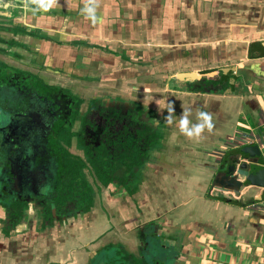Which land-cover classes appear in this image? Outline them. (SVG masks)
Returning a JSON list of instances; mask_svg holds the SVG:
<instances>
[{
  "label": "crops",
  "instance_id": "crops-1",
  "mask_svg": "<svg viewBox=\"0 0 264 264\" xmlns=\"http://www.w3.org/2000/svg\"><path fill=\"white\" fill-rule=\"evenodd\" d=\"M205 1L156 0L147 6L150 22L141 21L132 12L131 16L123 15L122 21L133 18L134 23L122 22L115 32L102 24L110 14L117 15L108 1L99 5L95 22L90 21L93 25L86 28L76 27L78 21L68 27L35 24L53 42L60 41L55 35L77 40L85 37L89 48L118 55L123 62L119 73L129 75L135 68L127 64L144 59L152 81L136 93L152 126L163 128L168 149L148 163L151 179L148 187L140 184L133 195L136 211H129L125 201L118 204L117 197H111L108 203L115 207L112 215L106 213L107 218L85 222V229L74 224L61 231L59 238L35 245L28 234H0V264H92L96 252L112 242L123 244L139 258L140 250L135 253L129 246V234L149 223L160 229H156L157 235L164 236L157 253L168 250L169 258L160 257L165 264H264V197L241 202L212 187L218 167H228L230 157L241 148L259 145L264 157V0ZM67 28L74 31L68 33ZM128 30L132 39L125 42L122 38ZM119 39L122 48L129 46L131 57L127 51L111 50ZM48 44L56 47L50 41ZM191 72L201 77L211 74L207 78L212 80L220 78L209 88L198 87V80L175 78L178 73ZM169 101L175 108L171 125L158 115H167ZM184 108L191 109V124L198 122L199 112L210 113L212 132L205 131L198 142L180 134L178 124ZM259 164L264 166V159ZM121 190L120 196L127 199ZM254 190L264 195L263 189ZM101 239L102 244L97 245ZM161 260L156 263L161 264Z\"/></svg>",
  "mask_w": 264,
  "mask_h": 264
},
{
  "label": "flooded vegetation",
  "instance_id": "flooded-vegetation-1",
  "mask_svg": "<svg viewBox=\"0 0 264 264\" xmlns=\"http://www.w3.org/2000/svg\"><path fill=\"white\" fill-rule=\"evenodd\" d=\"M74 1L58 0L52 12L45 14L38 11L34 14L24 10L23 0H0V159L3 161V165H0V234L6 237L23 232L45 233L57 230L62 224L67 229L77 224V220L83 216L89 215L98 191L95 192L85 171L92 174L97 190H115L113 198L117 197L116 203H128L130 199L131 203L128 204L132 206H128V210L136 211L137 202L133 195L141 183L136 185L135 182L141 168L146 167L151 159L153 139L144 141L142 136L148 135L146 132L153 133L154 127L148 116H143L139 101L108 96H93L85 101L70 89L46 82L39 75L42 70L39 66L44 64L35 63L38 68L30 69L27 59L29 54L25 53L27 56L23 57L17 50L28 51L26 44L18 42L19 38L50 41L56 45L67 43L86 46L87 41L77 39L53 42L42 35L39 26H35L75 25L84 15L76 9ZM21 29L36 33L37 36L27 35ZM35 57L44 59L38 54ZM207 76L211 77V74L201 77L198 87H214L220 78L212 80ZM146 152L147 160L141 166ZM102 156L109 158L104 157L101 161L99 157ZM132 158L135 163L132 173L123 182L125 161L129 162ZM92 160L102 162L104 171L114 167L116 178L104 185L97 178L95 167L90 164ZM75 163L83 165L79 169L80 175L94 195L93 207L88 212L77 207L73 199L62 203L58 201L62 195L60 184L71 174L65 175V169L67 166L73 167ZM39 172L49 176L48 188L46 190L45 187L44 192H38L37 187L32 186L33 176ZM118 189H122L127 199L120 196ZM109 208L113 214L115 207L109 205ZM107 217L106 214L104 218ZM31 221H35V225ZM86 224L81 229H85ZM32 226L35 228L32 229ZM132 234H140L142 239L145 234L157 235V230L153 223H149L138 226ZM139 242L140 248L144 241ZM111 244H120L125 248L118 242Z\"/></svg>",
  "mask_w": 264,
  "mask_h": 264
},
{
  "label": "rangeland",
  "instance_id": "rangeland-1",
  "mask_svg": "<svg viewBox=\"0 0 264 264\" xmlns=\"http://www.w3.org/2000/svg\"><path fill=\"white\" fill-rule=\"evenodd\" d=\"M103 1L104 2L108 1L109 3L108 5L114 6V8L117 10V15L110 14L111 17L109 19L106 18L105 23L104 22L102 23V24H105V26H109L111 32H115L116 30H118L119 28L118 25H120V23L122 24L123 22L122 21L123 15H125V17L131 16L132 12L133 14L135 13L136 17H141V21H144L145 23L150 22L151 15L149 14L150 12L148 13L149 9L147 8V6H149L150 4H151L150 6H152L153 3L156 2V0H100L99 5H102V6L106 5V3H104ZM205 2H207V0ZM76 3H78L81 6V7H76L78 5L75 4L76 9L80 11L81 14H83L82 9L84 8L83 6H85V0H78ZM145 11H147L148 14ZM84 18L85 17L79 18L77 25L75 26L78 28L80 27L86 28L87 25L90 26L91 25L90 22L84 21L86 20ZM135 20L136 19L133 20V18H131L130 20L125 19V22L123 23L130 21L129 25H131L134 23ZM28 25H34V24H28ZM65 30H67L68 33L70 31H74V30H69L68 28ZM83 30L81 29L80 31H83ZM67 31H65L66 34H68ZM130 35H132V33L130 30H128L124 34L125 38H122V39L125 40V42H127L128 38L131 37ZM61 36H62V39L59 38L57 35L53 37L58 38L60 41L61 40L69 41V40L77 39L69 35H66V36L61 35ZM85 39H86L85 37L79 38V40H85ZM102 40L104 42L106 41L104 39ZM120 41L121 40L119 39L118 43L111 45L110 46V48H112L111 50H113L114 52H118V53L127 51L129 52V55L131 57V55H133V52L129 50V46H124L125 48H122L123 45L120 44ZM18 42H22L23 44H26V47L28 49L27 52H25L24 49H20V48L19 49L17 48V50L19 53H21L23 57L27 56L25 53L29 54L27 59H29L28 67L30 69L38 68L35 63H37V65L44 64L43 66L42 65L39 66V68L42 69L39 73L41 78H43L46 82L58 84L62 87L70 89L71 92L77 94L79 97H81L85 101H87L90 97H93V96H99V97L108 96V97L120 98L123 100H131V101L135 100L137 102L138 101L142 102V99H140L137 96L136 91L140 90L141 86L143 85L148 86V84L152 81L151 80L152 76L150 74H147L150 68H148V65L144 62V59L142 61H139L137 59V61L131 62V64L130 63L127 64L128 68H132L133 67L132 64L134 65L133 68H135V70L130 71V74L128 75L126 71L125 73L118 72V70H120L119 65L123 63L121 60H119L118 55H112V54L106 53L107 51L101 52L100 50H94L92 48H89L88 46L74 47V45H68L67 43L60 44L59 46L55 44L56 45L55 47L52 44H48V42L44 43L41 41L32 40L31 38H28V39L19 38ZM54 48L58 53L57 55L56 54L53 55ZM80 48L83 49L82 50L83 53L78 54L77 50ZM137 53L138 52H136V54ZM35 54H38V56L40 55L43 56L44 59L40 60L38 58L39 59L38 60L35 57ZM135 72H136V75H133L135 74ZM146 110L142 108V113L144 117L147 116ZM161 128L160 127L154 128L156 137L151 142V146H150L151 148L150 158L151 159L149 160V163L153 162V160L156 159L158 154L168 149V147H166L165 145L166 143L164 142L165 134H164L163 128L162 129ZM147 157H148V154L146 152L144 154V158H142L140 162L141 166L143 165V162L147 160ZM161 159H164V158H161ZM0 165H3V161L1 162V159H0ZM85 175L87 176V179L90 182V184L93 186L94 190H96L95 192L98 191V193H96L95 203H94L92 212L89 215H86L85 217L83 216L81 219L77 220L76 223L81 224V225H85V222H90L93 219L97 220L102 217L104 218L106 217V213L107 214L110 213L112 215L111 209H109L108 202L109 200H111V195L112 197L114 196L113 191H115L113 189H104V188L102 190L100 189L97 190L96 189L97 184L92 174L85 171ZM3 176L5 177L6 175L3 174ZM149 179H151V177H149L147 166L142 167L140 174H139V178L137 179L135 184L137 185L138 183H141L143 187H148ZM6 180H8L7 177H6ZM48 180H49V176L47 177L46 173L39 172L38 174L33 176L34 185L32 186L37 187L36 191L44 192L45 187H46V190L48 188V182H49ZM18 190H21V189H18ZM111 190H112V193H111ZM24 191H27V189ZM142 191H146V190H142ZM117 192H120V190L118 189ZM128 203H131L130 199L128 200ZM128 203H126L125 201L126 208H128V206H132L131 204H128ZM29 216L31 217V215ZM31 222L35 223V221H31ZM32 227H33L32 229L35 228L34 226ZM64 229H66V226L62 224L60 228H58L57 230L54 229L48 232L45 231V233L33 231L30 233L23 232L19 234H23L22 235L23 237H26V234H28L27 236L29 240L31 241L30 243L36 245V243L39 241H47V240H51L52 238L54 239L59 238L58 236L61 235V231L63 232ZM156 229L160 230L157 226H156ZM129 235H130L129 240L131 241V245L129 246L132 248V250L135 253H137V251L139 250V243H140L139 240H141V236L140 234L135 235V236L131 234ZM163 240H164L163 235L159 236L156 234L155 235L145 234L146 243H148V245L150 246L156 245L158 249L160 248L159 242L161 243L163 242ZM96 244L101 245L102 239L99 240ZM166 249H169V248H166ZM161 251H163V253L159 255L160 257L161 256L165 258L170 257V253L168 252V250L167 251L161 250ZM151 254L152 253H150L149 255L151 256Z\"/></svg>",
  "mask_w": 264,
  "mask_h": 264
},
{
  "label": "trees",
  "instance_id": "trees-1",
  "mask_svg": "<svg viewBox=\"0 0 264 264\" xmlns=\"http://www.w3.org/2000/svg\"><path fill=\"white\" fill-rule=\"evenodd\" d=\"M21 32L27 35L37 36L36 33L31 31H26L25 29H21ZM146 136H142L144 141L154 140L156 134L153 132L151 134L146 132ZM108 156L99 157L102 161V158ZM98 158V160H99ZM95 167V173L97 178L104 184H108L111 180L115 179L116 170L113 167L111 170L104 171L102 170V162L96 163L94 160L90 162ZM133 158L126 162L124 166L126 167L124 173L123 182L127 179V176L132 173V169L134 166ZM83 167L82 164L75 163V165L71 168L68 166L65 169V175L70 176L67 178L66 181L61 182L60 186V193L62 194L59 196L58 201H64L73 199L76 201V206L80 207L83 211L88 212L93 207V192L91 191L90 187L87 186L86 182L82 179L79 169ZM142 245L139 248V258H135V255L127 252V250L118 244H107L100 250H98L95 254L94 259L92 260V264H157L161 260L160 256L157 254L158 247L156 245L150 246L145 241V237H142ZM152 251V252H150ZM155 252V254H154ZM150 253L151 256L149 255ZM154 254V255H153ZM153 255V256H152ZM162 261V260H161ZM161 264H165L163 261Z\"/></svg>",
  "mask_w": 264,
  "mask_h": 264
},
{
  "label": "water",
  "instance_id": "water-1",
  "mask_svg": "<svg viewBox=\"0 0 264 264\" xmlns=\"http://www.w3.org/2000/svg\"><path fill=\"white\" fill-rule=\"evenodd\" d=\"M228 71L233 70L228 69ZM175 78L179 81L193 82L201 79V76L191 72L178 73ZM261 152L259 145L241 148L238 153L230 157L231 164L228 167L224 165L218 167L212 182L213 189L241 202L260 201L264 195H257L258 192L254 189L264 190V166L259 164L264 159ZM242 191L247 192L246 196H243Z\"/></svg>",
  "mask_w": 264,
  "mask_h": 264
},
{
  "label": "clouds",
  "instance_id": "clouds-1",
  "mask_svg": "<svg viewBox=\"0 0 264 264\" xmlns=\"http://www.w3.org/2000/svg\"><path fill=\"white\" fill-rule=\"evenodd\" d=\"M58 4V0H23V7L25 11H31L34 14L36 12H48L52 10ZM100 0H86L85 7L82 9V13L85 19H89L93 22L96 20V10L99 7ZM167 115L163 112H158V115L163 116L166 123L171 125L174 120V103L169 101L166 107ZM191 115L190 108H184L179 119L178 129L179 133L184 135L190 140L199 141L202 138V134L212 132L214 124L212 122V115L208 112H199L197 116L198 122L191 124L189 116ZM159 123V120L156 121Z\"/></svg>",
  "mask_w": 264,
  "mask_h": 264
}]
</instances>
